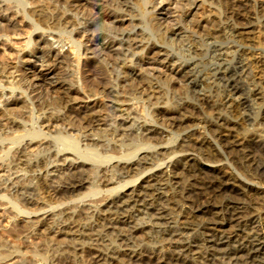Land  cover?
I'll return each mask as SVG.
<instances>
[{
	"label": "bare ground",
	"instance_id": "1",
	"mask_svg": "<svg viewBox=\"0 0 264 264\" xmlns=\"http://www.w3.org/2000/svg\"><path fill=\"white\" fill-rule=\"evenodd\" d=\"M165 1L64 0L50 17L33 5L45 27L29 24L28 49L0 62V211L15 229L24 223L15 230L24 237L73 245L49 255L55 263L264 264V57L247 37V3L218 17L225 0L185 13L183 0ZM200 5L207 14L197 20ZM19 17L0 1L1 26ZM87 52L101 69L85 84ZM28 104L39 127L13 118ZM1 244L0 264H35Z\"/></svg>",
	"mask_w": 264,
	"mask_h": 264
},
{
	"label": "rangeland",
	"instance_id": "2",
	"mask_svg": "<svg viewBox=\"0 0 264 264\" xmlns=\"http://www.w3.org/2000/svg\"><path fill=\"white\" fill-rule=\"evenodd\" d=\"M0 1H2L6 5H10L13 10L19 12V14L21 15V17L15 19L16 20L15 21V23H16L15 25L16 26H13L14 29H12V26L10 27V25H9L10 21L9 22H7V21L4 22V24L2 26L0 25L1 32L5 31V30L10 32L8 39L3 38V37L0 38V41H1V43H0V62L1 63L2 62L6 63V64L8 63V64H12L13 65V64H16V62L18 61L17 56L21 55L20 53H17L19 51V49H21V51L22 50H27L28 46L26 44H27L28 38L30 36H32V34L35 33V31L33 30L32 26H30L29 24L36 25V23H38L40 25V23H39L40 21L38 22V20H37V22H36V19L34 18V15L32 16V15H30L28 13V10L31 9V6L34 7L35 5H37V9L38 8L41 9V12H43V14L48 15L50 17V16H53V15L57 14L58 11L61 12V10H63L62 8H60L62 6H59V5H61L59 3H62L64 0H56V1L55 0H28V1L27 0H0ZM110 1H113V0H110ZM130 1L136 3V0H133V1L130 0ZM193 2L194 3H200V2L202 3V2H204V0H183V1H181L180 2V4H181L180 5L181 13H185V11L192 9V6H190V4L191 5L194 4ZM225 2L226 3L221 2L220 4H218L215 7L216 9L214 10L215 11L214 13L218 17H222V16L226 15L227 8H228L227 6L228 5L231 6L232 3L233 4L235 2H236V4H240L241 2L247 3V6L243 7V9L246 10V16L245 17L247 18V21H250V22L253 23V27L250 28L251 32H250L249 35H247V37L250 38V40L253 42V45H255L254 46V50L256 51L255 53H257L258 55H261V56L264 57V20H263L264 9H262V8L258 9V5H261L264 8V0H225ZM55 4H58V5L56 6ZM162 5L165 6V8H167V2L165 0H164V4H162ZM205 7H206L205 5L204 6L200 5V7L197 9L196 14H195V18L196 19L198 18L197 20H199L202 16H205L207 14V11H206L207 7L206 8ZM169 8L168 9L170 11L169 10L166 11V16H169L170 14H171V16H174L175 15V11H174L175 9L171 8L170 6H169ZM42 10H44V11H42ZM56 10H58L57 13H56ZM164 12H157V14H156V17L160 21H163V19H164ZM40 26L41 27H45L44 23H43V25L41 23ZM14 30H16L15 31L16 33H13ZM36 32H40V31L37 30ZM77 36L78 35H75L74 38L75 39H79V36L78 37ZM1 44H3V45H1ZM89 44L90 43L86 44L84 46V49H85V47H87L86 49H88L91 46ZM226 44L228 45V43H225L224 46H226ZM36 48L37 47L35 46L34 49H36ZM67 48H68V46L64 47V49H67ZM86 54H87L86 55L87 59L85 61L84 60L82 61L83 65L80 66V71H79V77L80 78L82 77L84 79L83 80L81 78L82 79L81 83L83 81V82H85V84L87 83L85 81L87 78L91 79V77H90L91 74H94V73H96L97 70L99 71L101 69L100 68L101 64L98 65V63H97L98 61H96V59L93 60L94 58H92V55H90L88 52ZM202 58H203L202 59L203 66L201 68L202 69L204 68V70L207 72L212 67L210 68L206 64V62L208 63L209 60L211 61V59H209L210 58L209 56H205V57H202ZM37 60L32 59V60H30V62L28 64L31 65L32 62H33L32 65L35 67V69L36 70H42V72H43L45 67H43L41 62H39V60L38 61ZM204 60H205V62H204ZM34 61H36V62H34ZM23 62L24 61H21L22 64H25V65H23L24 69H25L27 67L26 65H28V64L27 63H23ZM209 65H210V63H209ZM253 66L251 67V69H252L251 71L252 72L249 75V78L252 75L251 79H253V76L256 77L254 75V73H257L256 66L255 65H253ZM57 72H59V71H57ZM85 84H83V85H85ZM170 85H171V88L178 89L176 91L182 92L181 86L178 85L176 82H174V84L171 83ZM243 86H244L245 90L248 92L247 94L250 97V99L255 100L253 98V91H251L252 87L245 80L243 82ZM180 95L184 96V94H180ZM51 96H53V94L50 95V96H48V95L45 96L43 98V101H49V97H51ZM25 100H27V102L29 103L28 97H25ZM1 101H0V107H1ZM92 102H94V103L92 104ZM100 102L102 103L101 100H97L96 99V100L90 102V106L94 107L95 104H99L100 105L101 104ZM259 102H260V100L255 101V104H253L252 107L256 108L257 107L256 103L258 104ZM29 108H30V105L28 104V109L25 112V116L24 115L21 116V114H19L20 112L17 111L15 113V115H13L14 116L13 118H15V117L18 118L17 121L18 122L21 121L23 123V125H24L23 128L25 127V129H32V128L37 127V126L39 127V124L41 122L40 120H41L42 116L40 115L39 116L40 117L39 120H37L36 117H38L37 116L38 113H36L35 108H32V109H29ZM52 111H56V110H52ZM16 114L19 115V116H17ZM16 118H15V120H16ZM26 118H28V119H26ZM14 129H16V128H14ZM14 129H13V131H14L13 133H16V134L17 133L18 134L21 133L20 130H22V129H20V128H18L19 130L18 129L14 130ZM78 133L79 132H76L75 133L76 135H74V137H76L78 135ZM3 136H4V134L2 132H0V140L5 138ZM4 144H6V143H4ZM34 147L36 149L37 145H34ZM3 164H4V162H3ZM0 180H2V178H0ZM13 201H16V200L14 199ZM32 206H30V211H32L34 213L39 212V209L41 207H43V206H41L40 208H37L39 206H37V205H32ZM34 207L36 209H38V210L37 211L33 210V209H35ZM31 208H33V209H31ZM4 211H6V210H2V212H3L2 217L3 218H0V240H1L0 243H2L1 245L5 244V246H8V247L10 246L9 248H11V247L12 248H17V249H19L21 251L26 252V255L24 256V258L26 259L27 262L28 261L30 262V260H31V262H34L35 264H59L57 262L55 263V261L52 258H49V255H50V257H53L54 255L59 253L61 249H62L61 251L66 250V248H67L66 251L73 249L72 248L73 245H70V243H67L66 241H63V240H62L63 242L60 241L61 238L60 239H57L56 237L53 238V236H51V234H50V236L52 237L51 238L49 236V233H46V234L45 233H40L41 234L40 235L38 232L35 231L34 234L33 233H31V234L29 233V235L26 236V237H24L25 235H27L26 231L20 232L23 235L19 234V232L16 233L15 230L19 229V227H21L23 222L20 225H19L20 222H18L19 226L15 229L14 228L15 226L14 225L12 226V223L9 221L8 217L6 216V212H5V215H4ZM2 212L0 211V213H2ZM37 214H39V213H37ZM34 215H36V214H32V216H34ZM23 217L24 216H20V219H22ZM20 219H19V221H20ZM7 220L9 222H7ZM141 221L144 222L145 220L141 219V220L138 221V223L141 222ZM143 222H141V223H143ZM49 223H50V225L58 224L59 220H55V221L53 220V221H50ZM19 230H22V229L20 228ZM23 230H27V229L25 228ZM97 230H98V228H97ZM14 232L16 234L13 236ZM42 234H43V236H42ZM98 234H100L101 237H104L103 239H106V238L108 239L109 237L114 239V237L113 236L111 237L110 235L108 237H105V234H101V230L100 229L98 231ZM110 238H109V240H111ZM56 239L58 241H60V242H57ZM53 240H55V241H53ZM152 246L155 247V248H162L163 247L162 243H159L158 241H154L152 243ZM58 248H59V250H58ZM51 254H52V256H51ZM41 257H43V258H41ZM35 259L37 261H35ZM76 262L80 263V261H76ZM7 263L10 264V262H7ZM7 263H4V264H7ZM77 263H74V264H77Z\"/></svg>",
	"mask_w": 264,
	"mask_h": 264
}]
</instances>
